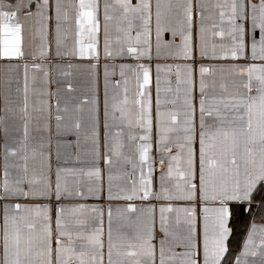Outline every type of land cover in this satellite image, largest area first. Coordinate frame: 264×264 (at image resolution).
Returning a JSON list of instances; mask_svg holds the SVG:
<instances>
[{"label": "snow or ice", "instance_id": "1", "mask_svg": "<svg viewBox=\"0 0 264 264\" xmlns=\"http://www.w3.org/2000/svg\"><path fill=\"white\" fill-rule=\"evenodd\" d=\"M0 60V264H264V0H0Z\"/></svg>", "mask_w": 264, "mask_h": 264}, {"label": "crops", "instance_id": "2", "mask_svg": "<svg viewBox=\"0 0 264 264\" xmlns=\"http://www.w3.org/2000/svg\"><path fill=\"white\" fill-rule=\"evenodd\" d=\"M6 2L9 3H15L16 0H6ZM36 43H38V41H36ZM39 63H48V61H37ZM52 63H56L55 60L51 61ZM5 65L6 62L3 60H0V115H2V108H3V97H2V83H3V77H4V72H5ZM10 127V125H9ZM3 126H0V145L3 144L4 142V133L2 130ZM89 203H92V201H89Z\"/></svg>", "mask_w": 264, "mask_h": 264}]
</instances>
